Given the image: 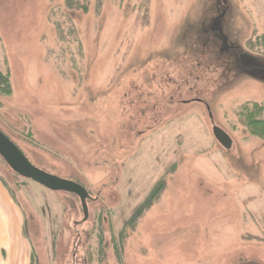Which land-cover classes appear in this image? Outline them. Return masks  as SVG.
<instances>
[{
	"label": "rangeland",
	"instance_id": "rangeland-1",
	"mask_svg": "<svg viewBox=\"0 0 264 264\" xmlns=\"http://www.w3.org/2000/svg\"><path fill=\"white\" fill-rule=\"evenodd\" d=\"M77 1L0 0V130L90 194L85 220L0 156V264H264V0Z\"/></svg>",
	"mask_w": 264,
	"mask_h": 264
},
{
	"label": "water",
	"instance_id": "water-1",
	"mask_svg": "<svg viewBox=\"0 0 264 264\" xmlns=\"http://www.w3.org/2000/svg\"><path fill=\"white\" fill-rule=\"evenodd\" d=\"M216 140L227 150L233 146L232 138L220 127L214 126ZM0 156L19 176L32 180L55 193H69L81 199L85 220L89 217L88 200L90 194L81 184L50 174L35 166L20 147L0 130Z\"/></svg>",
	"mask_w": 264,
	"mask_h": 264
},
{
	"label": "trees",
	"instance_id": "trees-1",
	"mask_svg": "<svg viewBox=\"0 0 264 264\" xmlns=\"http://www.w3.org/2000/svg\"><path fill=\"white\" fill-rule=\"evenodd\" d=\"M66 6L68 9L77 8L80 5L79 1L77 0H65ZM101 1V0H99ZM214 40L213 36L207 37ZM248 56L247 58H249ZM251 69H256L259 67L260 69L258 71L264 72V68L262 65L258 66L259 64H256L252 62L251 60L247 61ZM12 94V86L9 81V76L0 74V95H11ZM264 109L263 107L259 106L257 103H252L246 105L241 110V119L245 121V125L254 133L259 134L261 137L264 138V119L260 116L263 113Z\"/></svg>",
	"mask_w": 264,
	"mask_h": 264
},
{
	"label": "crops",
	"instance_id": "crops-1",
	"mask_svg": "<svg viewBox=\"0 0 264 264\" xmlns=\"http://www.w3.org/2000/svg\"><path fill=\"white\" fill-rule=\"evenodd\" d=\"M10 211H12V213L15 215V217H12L13 220L17 221L18 223H23L24 225V213L22 212L21 207L12 200L8 187L0 179V231L5 232L4 235H0V239H4L6 233H8V222L11 219V216L9 214ZM2 257L3 255H0V260ZM16 264H20L19 258H17Z\"/></svg>",
	"mask_w": 264,
	"mask_h": 264
},
{
	"label": "flooded vegetation",
	"instance_id": "flooded-vegetation-1",
	"mask_svg": "<svg viewBox=\"0 0 264 264\" xmlns=\"http://www.w3.org/2000/svg\"><path fill=\"white\" fill-rule=\"evenodd\" d=\"M221 32V31H220ZM222 33V32H221ZM226 42H227V40H226ZM226 53V52H225Z\"/></svg>",
	"mask_w": 264,
	"mask_h": 264
}]
</instances>
